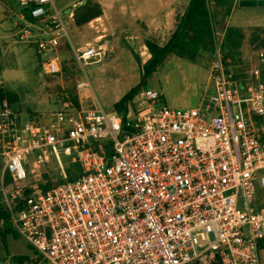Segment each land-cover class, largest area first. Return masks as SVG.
Returning <instances> with one entry per match:
<instances>
[{
	"label": "built area",
	"instance_id": "1",
	"mask_svg": "<svg viewBox=\"0 0 264 264\" xmlns=\"http://www.w3.org/2000/svg\"><path fill=\"white\" fill-rule=\"evenodd\" d=\"M6 1L21 10L17 41L35 46L44 75H61L62 40L82 69L102 60L100 47L74 48L65 21L73 13L56 0ZM245 74L237 77L220 42L193 109L168 108L150 88L125 117L84 109L88 85L77 82L43 123L23 120L4 99L2 203L39 264H260L264 82L258 69ZM51 157L64 182L44 191L47 171H36ZM69 164L81 172L72 181Z\"/></svg>",
	"mask_w": 264,
	"mask_h": 264
},
{
	"label": "rangeland",
	"instance_id": "2",
	"mask_svg": "<svg viewBox=\"0 0 264 264\" xmlns=\"http://www.w3.org/2000/svg\"><path fill=\"white\" fill-rule=\"evenodd\" d=\"M83 0H56L60 10H74ZM103 8L100 20H93L81 28H75L73 20L65 16L70 40L75 49L88 45L100 47L103 58L99 63L84 66L82 69L71 61L74 56L69 51L66 55L58 52L60 64L63 59L70 61L66 67L75 71L73 79L67 80L62 72L59 76L43 74L41 59L35 46L17 41L20 26L26 22L21 18V10L16 4L0 0V71L4 88L18 95L16 103L23 120L31 119L28 111L46 122L51 114L60 109V101L72 91L77 82H86L87 88L80 91L81 104L84 109L101 107L107 113H116L114 104L127 92L140 83L141 70L136 57L142 64L150 58L145 42L151 41L164 46L173 34L178 19L182 16L189 0H164L162 11L160 5L146 4L144 0H96ZM139 1V2H138ZM159 2V0H157ZM156 1V2H157ZM137 3V4H135ZM167 12V18L165 14ZM155 18V19H154ZM228 27H227V26ZM264 26V7H237L232 10L230 18L223 28L215 29V43H223L224 31L229 27L242 30L244 39L239 55L229 58L240 77L253 69H258L264 82V64L260 62L259 53L264 54V45L251 41L255 30L253 26ZM66 40H62L65 43ZM208 54L197 58L193 64L185 59L168 56L147 81L145 88L155 89L161 93L164 106L173 109H193L198 106L208 82ZM133 107L136 106L133 100ZM32 158H30V162ZM69 159L63 157L62 163ZM3 162L0 159V171ZM72 165H67V173ZM29 166L26 170L29 171ZM47 171L46 172L44 171ZM46 174L50 181L62 184L58 164L53 157L46 167L38 173ZM1 196V186H0ZM257 196L264 200V191L258 190ZM23 255L34 257L32 250L21 237L9 235L5 250H0V264H14V260ZM260 264H264V243L259 248Z\"/></svg>",
	"mask_w": 264,
	"mask_h": 264
},
{
	"label": "trees",
	"instance_id": "3",
	"mask_svg": "<svg viewBox=\"0 0 264 264\" xmlns=\"http://www.w3.org/2000/svg\"><path fill=\"white\" fill-rule=\"evenodd\" d=\"M235 2L236 0H189L184 13L176 23L173 34L164 46H158L151 41L145 42V47L150 55L149 60L142 64L136 57L141 70L140 83L114 104L115 112L122 117L126 116L128 106L131 104L133 98L142 89H145L148 79L157 72L158 68L168 56L175 55L193 64H196L197 58L203 54H208L209 58L212 60L215 50V29L218 25H221V28L224 27L231 15ZM71 11L73 13L75 28H81L103 15V8L96 0L80 1L75 6L74 10L71 9ZM251 37V41L254 45L259 42V47H262L264 45V28L256 29ZM243 39L244 35L240 29L235 27L227 28L222 43V50L226 58H232L233 60L236 54L239 55ZM69 51L72 50L67 42L61 44L58 50L63 56ZM71 61L76 63L74 58ZM69 62L70 61L64 58L61 63V73H64L66 80L68 76H70L71 79L75 77V71L66 67ZM236 75L240 77L239 74L236 73ZM68 91L67 94L71 95L72 91L70 89ZM59 98L63 99L64 96H59ZM4 99L9 102L14 112L21 113L16 107V103L19 100L17 94L4 87L0 88V103ZM72 101L78 106L77 99L73 98ZM28 114L31 119H37V116L31 111H28ZM80 174L79 167L77 165H72L68 172V180L72 181ZM44 178L48 180V185L42 188L44 191H47L52 183L46 175ZM6 179L9 181L8 177ZM9 235L13 237L18 236L12 229L9 213L2 203V197L0 196V250H5L6 240ZM30 249L34 257L29 255L19 256L14 260V264H39L41 260L40 256L32 247H30Z\"/></svg>",
	"mask_w": 264,
	"mask_h": 264
},
{
	"label": "crops",
	"instance_id": "4",
	"mask_svg": "<svg viewBox=\"0 0 264 264\" xmlns=\"http://www.w3.org/2000/svg\"><path fill=\"white\" fill-rule=\"evenodd\" d=\"M140 1V0H139ZM138 1V2H139ZM157 0H144V3H146V4H153V5H162V4H164L162 1H164V0H159V2L157 1ZM175 1H178V0H175ZM135 4H137V3H135ZM138 5V4H137ZM238 7V0H236V2H235V4H234V7H233V9H235V8H237ZM163 7L161 6V8H159L160 9V11H162L163 9H162ZM167 12H166V14H165V19L167 18ZM230 18V17H229ZM155 19V18H154ZM95 20H100V18H97V19H95ZM18 26H20V25H18ZM227 26V25H226ZM228 27V26H227ZM253 27H255V30L256 29H263L264 28V26H253ZM254 30V31H255ZM242 31V30H241ZM262 53V52H261ZM261 53H259V55L261 54ZM263 54V53H262ZM260 58V57H259ZM263 64H264V62H263ZM0 73H1V71H0ZM162 97V96H161ZM80 101V104H81V100H79ZM119 101V100H118ZM117 101V102H118ZM60 102H62V100L60 101ZM116 102V103H117ZM60 106H61V103L59 104ZM82 105V104H81ZM61 108V107H60ZM94 107H92V109H93ZM37 117H39V116H37ZM49 121V120H48ZM48 121H46V122H48ZM40 122H43V121H40ZM46 122H43V123H46ZM2 171V170H1ZM1 171H0V180H1Z\"/></svg>",
	"mask_w": 264,
	"mask_h": 264
},
{
	"label": "water",
	"instance_id": "5",
	"mask_svg": "<svg viewBox=\"0 0 264 264\" xmlns=\"http://www.w3.org/2000/svg\"><path fill=\"white\" fill-rule=\"evenodd\" d=\"M239 7H264V0H238Z\"/></svg>",
	"mask_w": 264,
	"mask_h": 264
}]
</instances>
